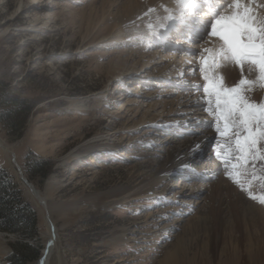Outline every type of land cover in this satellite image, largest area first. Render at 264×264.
Returning a JSON list of instances; mask_svg holds the SVG:
<instances>
[{"label":"rangeland","instance_id":"rangeland-1","mask_svg":"<svg viewBox=\"0 0 264 264\" xmlns=\"http://www.w3.org/2000/svg\"><path fill=\"white\" fill-rule=\"evenodd\" d=\"M94 1L0 0V81L31 105L22 137L7 135L0 122V169L16 178L39 222L37 236L30 240L0 232V264H10L8 258L19 243L41 248V259L50 238L48 216L57 237L49 264H226L233 254L241 256V264H248L245 250L253 246L252 228H243L233 238L230 235V243L225 239L226 225L232 220L230 205L236 198L230 192L244 199L241 205L246 210L251 205L264 210V205L250 199L225 175L221 160L216 158L220 168L214 180L194 182L172 174L154 189L145 187V196L128 198L155 177L149 165L166 161L172 136L182 135L192 143L216 126L214 116L206 111L175 107L179 101L187 102L185 93L195 99L194 87L207 104L204 80L192 86V81L180 84L176 78L189 52L177 64L151 69V56L162 52L150 45L149 36L140 29L129 31L132 24L125 28L126 41L102 44L116 20L111 15L105 22L101 9L106 0ZM182 46L189 49L188 44ZM193 46L189 58L196 61L202 49L198 43ZM142 48L147 52L135 56L145 51ZM195 72L197 79L202 73ZM259 90L248 95L264 102ZM149 95L155 96L148 99ZM171 107L186 110L183 116H188L190 125H173L179 116L170 113ZM195 118L210 121L197 127ZM146 119L152 124L162 122L163 128L157 130L148 122L140 125ZM214 133L209 153L216 157L222 151L219 145L232 141ZM13 156L23 176L46 199V207L39 205L21 180ZM42 160L48 163L47 177L31 179L28 162ZM212 163L204 160L203 170ZM196 183L206 186L199 204L186 196ZM252 191L259 195L264 188L254 181ZM122 198L127 199L107 207ZM221 200L223 223L216 225L210 206Z\"/></svg>","mask_w":264,"mask_h":264},{"label":"snow or ice","instance_id":"snow-or-ice-1","mask_svg":"<svg viewBox=\"0 0 264 264\" xmlns=\"http://www.w3.org/2000/svg\"><path fill=\"white\" fill-rule=\"evenodd\" d=\"M260 9H264V0H173L171 7L163 3L149 6L144 16L163 13L157 15V24L147 25L153 35H167L181 25L191 28L194 23L189 42L219 41V47H205L196 54L206 82L205 111L214 116L218 136L232 141L219 145L222 151L216 152V158L241 191L264 205V192L252 191L254 181L264 188V175L258 174L264 173V102L248 95L256 88L264 90V15ZM200 15L208 18L190 19ZM157 28L163 32L157 33ZM246 65L248 72H256L254 78L246 75ZM233 66L240 78L229 84L224 69Z\"/></svg>","mask_w":264,"mask_h":264},{"label":"bare ground","instance_id":"bare-ground-1","mask_svg":"<svg viewBox=\"0 0 264 264\" xmlns=\"http://www.w3.org/2000/svg\"><path fill=\"white\" fill-rule=\"evenodd\" d=\"M95 1H97V0H95ZM95 1H94V3H95ZM108 2H109V0H106L105 2H103L102 9H101L102 17L104 18V21L106 22V20L109 19V16L112 15L113 18L116 20V23L114 25L113 30L111 31L112 33L110 34V36H108L107 38H105L101 42L102 44H109L110 45V44H115V43H118V44L123 43L124 40L126 41V39L129 38L126 36L128 30H125V28H126V26H130L132 24L133 28L130 27L131 29H129V31H134V30L140 29L143 34L149 36L150 45H152V46L153 45H160L159 47L163 48V41H164V39L167 38V35H169L170 32L167 35H159V34L153 35L150 33V31L147 27L148 23H150V22L153 23L154 25L157 24V15H163V13L159 12L157 14H153L150 17H145L144 13L149 6L155 7V6L160 5L161 3L167 4L171 7V6H173V0H113L111 2L112 5H110L109 7H108ZM261 10L264 11V9H261ZM114 11L116 13H114ZM141 17H143V18L141 19ZM198 19H199V17H198ZM180 27H178L176 29L178 32H179V30H181ZM156 31H157V33H162L163 29L157 28ZM144 44H146V43H143V45ZM205 47H219V41H217L215 38H210L206 44L201 45V49L205 48ZM190 48L192 50H195L194 49L195 47L192 45H190ZM142 49H144V48H142ZM146 52H147V50H145L144 52L137 51L136 53H134V55L139 56V54L141 55V54H144ZM182 52H178V51L172 52L171 54H174V55H172L173 57H169L168 55H166L163 52H162L161 56L160 55L157 56L156 54H154L153 56H151L152 61L149 62L148 64L152 65L151 69L154 68V66H161V65L165 66L168 64L173 65L176 62L178 63L177 59L179 58V55H182ZM167 54H169V53H167ZM184 55H185V53H184ZM185 57L186 58H182V64L179 65L177 70L175 69L176 72H178V74L176 75V78L180 81V84L186 83V85H187L188 81H192L191 85L197 86L200 82H202L204 80L203 74H201L202 77L200 75V77L196 79L197 75H196L195 71L199 70V68H200L199 57L196 61H195V59H191L187 56H185ZM245 69H246V75H248V77L250 79L255 77L256 72L254 70L251 72H248L247 71V65L245 66ZM225 71H226V73H225L226 78L228 79L230 84L234 83L235 81H237L240 78V72L234 66L231 68H227ZM163 80H166V82H170V77L164 76ZM193 90L195 92L192 94H193L195 99L191 100V95H189V93H185L184 97L186 98L187 102L179 101L178 103L175 104V107L178 106V108L179 107L183 108L185 106L187 109V112H192L191 109H193V111L196 109L194 113H196L198 110L205 111L204 106L206 105V103H205L206 100L204 99L202 94H200V89L197 87ZM259 92H260V94H264V90H259ZM170 93H172V92H170ZM154 96L155 95H149V96H147V98L153 99ZM253 96H254V94H253ZM253 96H252V98H253ZM258 97L259 96H257V98ZM253 100H255V99H253ZM258 102H259V100H258ZM164 105H165V103H164ZM171 105H173V104H171ZM156 111H157L156 107L152 108V113H155ZM177 111L173 107L170 108V113L172 115H178L179 116V119L175 120V121H177V123H175L173 125L179 126L181 124L183 125L184 123L189 124L190 119L186 118L188 116H186V117L183 116L184 112L186 113V110L185 111L183 110V112L182 111L177 112ZM206 112L209 116L211 115L208 111H206ZM160 121H164V119H161ZM195 121H196L195 125L197 127L198 126L203 127L204 125H207L208 121H210V120L199 118L198 120L196 119ZM146 122L150 123L152 128L156 127L157 130H161L163 128L162 122H160V123L155 122L152 124L147 119H146V121L142 120L140 125L143 123L145 124ZM215 130H216V128L215 129L213 128V131H210V129L204 130L201 133L202 135L200 137L198 136L199 139L196 141H193L192 143H191V141L184 140L185 137L182 135L172 136L170 138V140L167 142V144L169 145V149L166 151V154H164L166 161L164 163H158L157 165H155V164L149 165V167L152 170H154V172L156 173L155 177H153L152 180L147 181V183H145L142 187H139L138 189H135L131 193H129L128 198L131 196H133V197L140 196V195L145 196V192H143L145 187L149 186V187H151L150 189H154L157 185L162 184L168 178H170L172 174L173 175H180L183 179H186V177H189L194 182L200 181L202 179L214 180V178L217 177V175L219 173V168H220V165L216 161V157L214 156V154L209 153L210 145L213 143L214 138H215V133H214ZM197 145H199V147H195ZM0 146H2V145L0 144ZM113 146H116V145H113ZM4 149H6V147H4ZM6 151L8 152V149H6ZM154 160H152V161H154ZM204 160H214V163H212L213 165L210 166L209 170H207L208 168L203 170V161ZM219 161H220V159H219ZM155 163H157V161ZM15 164L17 165V167H19L18 163H16V159H15ZM199 184L200 183L194 184L191 192L186 195V196L192 198L193 200L195 199L194 200L195 204H199V203H197V201L198 202L200 201L201 193L203 191H205V188H206V186H202L201 184L200 185ZM26 185L30 188V191L32 192L34 199L37 200L39 205L46 207L47 206L46 205V199L44 197H42L41 193L39 191H37L34 186H31L30 184H26ZM147 189H149V188H147ZM230 193L231 194L234 193L233 196L236 198H235L234 202L230 205V209H229L230 213H231L230 217L232 220H230V222H228L226 225V226H228L227 227V235L225 236V234H224V236H225V239H229L226 242L230 243V240L234 237V234L238 233L243 228L248 229L249 227H251L252 232L255 234V237H253L254 239H253V241H251L253 246H250V248L248 250H245L246 251L245 256L247 257L246 260L248 261L247 263L248 264H264V210L261 207L257 209L252 205L250 206L249 209L246 210L242 206L244 203L242 201L244 199H241V197L234 190H232ZM125 199H127V198H122L121 200H117L115 202H110L107 204V207L115 206V204L123 202ZM218 203H219V205H217L215 207L210 206V213L214 214L213 216H215L216 225H220L223 223L222 219L220 218L221 214L219 212L225 210L223 200L219 201ZM240 205H241V207H240ZM201 217H199V218H201ZM47 219L49 222L48 230L50 233V238L48 240L49 242L47 243L45 249L42 252L43 256L41 258V261H42L41 264H49L50 263L49 261L51 260V257L53 256L54 250L56 249L55 245H56L57 237H56V233H55V227L52 224L53 221L50 218V216H48ZM237 223H240L241 227ZM193 225L194 224H191L190 226L188 225L191 230L193 229ZM230 235L232 236L231 239H230ZM224 236H223V238H224ZM124 240H125V238H124ZM226 264H241V256H239L238 254L231 255L230 259H228Z\"/></svg>","mask_w":264,"mask_h":264},{"label":"trees","instance_id":"trees-1","mask_svg":"<svg viewBox=\"0 0 264 264\" xmlns=\"http://www.w3.org/2000/svg\"><path fill=\"white\" fill-rule=\"evenodd\" d=\"M0 122L12 138L22 137L31 105L15 92L10 91L0 81ZM47 162L27 164V172L31 179L47 177ZM37 214L32 205L23 198L20 184L7 170L0 169V232L19 235L24 239H33L37 236ZM41 248L29 244H16L13 253L9 256L10 264H31L41 257Z\"/></svg>","mask_w":264,"mask_h":264},{"label":"water","instance_id":"water-1","mask_svg":"<svg viewBox=\"0 0 264 264\" xmlns=\"http://www.w3.org/2000/svg\"><path fill=\"white\" fill-rule=\"evenodd\" d=\"M13 163H15L14 156H13ZM17 170H18V172H19V176L21 177V180H22L23 182H25L26 184H30L29 181L23 176V173H22L20 167H17ZM30 185L33 186L32 184H30ZM41 263H42V261H41V259H40V260L38 261L37 264H41Z\"/></svg>","mask_w":264,"mask_h":264}]
</instances>
